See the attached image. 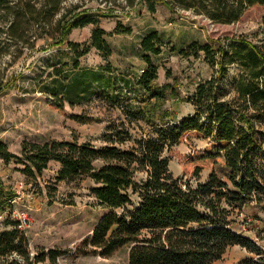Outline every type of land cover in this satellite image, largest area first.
<instances>
[{"label":"rangeland","instance_id":"374dc122","mask_svg":"<svg viewBox=\"0 0 264 264\" xmlns=\"http://www.w3.org/2000/svg\"><path fill=\"white\" fill-rule=\"evenodd\" d=\"M172 3L174 9L170 10L164 1L155 0V9L150 11L145 0H133L132 5L127 0H63L52 24L30 25L22 42L2 34L0 143L4 148L20 157L24 140H74L100 147L107 144L103 135L111 127L128 129L136 137L160 120L179 122L194 110L191 96L197 84L215 75L217 69L191 43H207L212 47L210 56H216L218 45L228 47L232 37L242 36L259 45L264 36V5L248 7L237 20L222 22L209 18V8L200 2L189 8L180 1ZM63 15L95 21L73 28L64 37L76 44L75 52L55 41L60 37L55 20ZM96 27L106 31L103 37L111 51L108 56L90 44L91 31ZM150 31L158 32L160 52L149 54L156 78L151 90L146 91L136 82L146 67L141 40ZM87 46L85 54L76 56ZM240 74L238 63L228 64L221 78L224 99L236 95ZM141 108L153 118L148 119ZM260 138L258 162L264 167V136ZM203 145L192 137L167 152L174 176L195 181L188 158ZM23 167L14 157L8 161L0 157V211L7 207V199L15 198L12 206L26 213L23 231L31 256L56 248L68 252L58 256L55 264H127L128 246L107 257L76 252L80 241L108 211L89 192L92 182L88 178L58 181L56 162L34 175ZM208 171H201L200 181ZM232 219L236 232L264 249V195L261 202L247 204ZM5 226L1 220L0 230ZM251 256L245 248L231 245L213 264H236Z\"/></svg>","mask_w":264,"mask_h":264},{"label":"trees","instance_id":"16d2710c","mask_svg":"<svg viewBox=\"0 0 264 264\" xmlns=\"http://www.w3.org/2000/svg\"><path fill=\"white\" fill-rule=\"evenodd\" d=\"M62 1L0 0V36L5 34L22 42L30 25L52 24ZM145 1L154 11L155 0ZM160 1L174 9L175 0ZM176 1L185 8L200 2L209 8V18L222 22L237 20L248 7L264 5V0ZM127 2L132 5L133 0ZM55 22L60 32L56 44H66L75 52L76 44L64 37L73 28L95 21L63 15ZM262 25L264 28V16ZM105 34L102 28L92 29L90 44L108 56L111 51ZM190 46L202 51L217 69L215 75L197 84L191 96L194 110L179 122L160 120L136 137L128 129L111 127L103 135L107 144L100 147L74 140H24L20 157L0 143V157L6 161L16 158L29 175L39 174L50 162H56L58 181L88 178L92 182L89 192L108 211L77 245V253L107 257L128 246L127 264H213L228 246L239 245L253 256L236 264H264V249L232 227V216L253 201L261 202L264 195V167L258 162L260 136H264V36L259 45L242 36L232 37L228 47L218 45L216 56H210L212 47L207 43L193 42ZM4 47L0 43V49ZM141 48L146 67L136 83L150 91L156 67L149 54L160 52L158 32H148L141 40ZM87 51L88 46L76 56ZM234 62L241 69L236 95L224 99L221 78L228 64ZM140 111L148 119L153 118L144 109ZM192 137L204 142L188 158L190 176L195 181L174 176L167 155L180 141ZM205 168L208 174L200 181ZM4 223L5 228L0 230V264L45 260L55 264L58 256L68 252L49 248L31 256L24 231L17 227L15 219L8 217Z\"/></svg>","mask_w":264,"mask_h":264},{"label":"built area","instance_id":"2783aa9c","mask_svg":"<svg viewBox=\"0 0 264 264\" xmlns=\"http://www.w3.org/2000/svg\"><path fill=\"white\" fill-rule=\"evenodd\" d=\"M14 201L15 198L7 199L6 201V203L8 204L7 207H5V209L0 211V221L8 217L11 219H15L17 223V227L23 230L27 224L28 218L24 211L16 209L12 206Z\"/></svg>","mask_w":264,"mask_h":264}]
</instances>
